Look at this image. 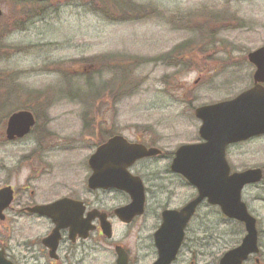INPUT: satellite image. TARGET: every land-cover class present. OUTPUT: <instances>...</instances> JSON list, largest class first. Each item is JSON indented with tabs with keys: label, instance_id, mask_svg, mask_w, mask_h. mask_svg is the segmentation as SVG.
Returning <instances> with one entry per match:
<instances>
[{
	"label": "rangeland",
	"instance_id": "obj_1",
	"mask_svg": "<svg viewBox=\"0 0 264 264\" xmlns=\"http://www.w3.org/2000/svg\"><path fill=\"white\" fill-rule=\"evenodd\" d=\"M125 2L135 10L127 7L130 12L119 16L110 9L113 19L92 8L95 0H54L34 4L35 9L29 5V12L14 6L16 30L0 39V189L11 186L16 191L15 210L83 195L90 176L87 162L101 140L97 122L104 134L154 144L165 157L146 160L138 168L151 191L139 264H153L150 236L163 207L168 203V208L179 209L196 195L169 173V156L200 141L196 108L233 99L253 86L255 68L247 55L264 46V0ZM178 48L181 56L167 59ZM106 89L115 96L92 107L91 100ZM25 106L37 120L33 133L6 142L9 116ZM227 159L233 171L264 169V137L229 147ZM163 187L173 190V196ZM243 201L258 219L264 264V180L247 187ZM5 215L0 245L12 236L24 240L15 227L28 230L35 223L10 211ZM46 224L39 221L37 233ZM133 228L115 223L114 240L136 256L139 243ZM244 236L242 225L204 204L173 264H218ZM113 243L107 255L99 254L89 264H114ZM247 264H255L254 259Z\"/></svg>",
	"mask_w": 264,
	"mask_h": 264
},
{
	"label": "water",
	"instance_id": "obj_2",
	"mask_svg": "<svg viewBox=\"0 0 264 264\" xmlns=\"http://www.w3.org/2000/svg\"><path fill=\"white\" fill-rule=\"evenodd\" d=\"M1 15L0 11V17ZM248 61L256 68L253 87L232 100L197 108L195 117L201 121L199 136L203 142L181 146L175 153L171 171L183 176L197 190V197L180 211L168 210L163 213V223L155 234L158 259L154 264H173L176 261L185 238V230L204 201L219 207L228 219L244 224L246 230L241 245L225 253L219 264H243L251 255L259 253L256 220L242 201V193L246 186L260 183L263 172L261 169H250L231 173L226 159L229 146L264 136V47L250 53ZM35 123L31 112L19 111L12 114L6 125L7 139L12 141L25 137ZM160 154L158 149H148L144 145L130 143L121 136H115L101 145L89 159V167L93 171L89 187L104 190L113 188L127 193L131 204L117 210L116 214L121 221L130 222L143 214L145 195L141 179L132 176L128 169L140 159ZM13 198L14 191L11 187L0 189L1 220ZM77 205L72 200L63 199L27 211L55 221L58 212L65 210L61 217H66L67 210L80 206ZM56 225L57 232L69 227V224ZM107 235L110 237V234ZM117 253L118 264H127L124 250L117 248ZM5 264L10 263L5 261Z\"/></svg>",
	"mask_w": 264,
	"mask_h": 264
},
{
	"label": "flooded vegetation",
	"instance_id": "obj_3",
	"mask_svg": "<svg viewBox=\"0 0 264 264\" xmlns=\"http://www.w3.org/2000/svg\"><path fill=\"white\" fill-rule=\"evenodd\" d=\"M49 1L54 0H48L46 2ZM42 3L21 0H0V10L2 12L0 24L4 25V27L1 28L0 39L3 40L7 38V31L14 24V6L19 5L21 8H24L23 12H29V10L26 9L29 5H39ZM162 154L163 155H161L160 158L165 157L164 153ZM144 161L145 159L138 161L131 168V173L140 177L145 186L146 203L144 214L142 216L134 218L130 223L121 222L117 216H115V212L119 207L125 206L130 202L129 196L122 191L116 190H91L87 187V185V190L84 191L83 195L79 197H63L78 202V205L80 206L77 205L78 208L76 209L74 206L68 209V215L66 217H61V213H64L65 210L57 213L58 216L56 217L55 222L60 224H69V228L61 229L58 232L56 231V225L51 219L34 213L31 214L27 211V209H30L38 204L26 205L20 210L11 208L8 211L13 212V216H19L21 219H24L23 221L35 224L26 226V228L28 227V230L24 229L23 226L15 227L14 225H9V230H11V228L12 230L15 228L19 229L23 233L21 238L24 236L25 239L15 240L12 236L6 244H1L0 264H5L4 260L10 264H89L92 259L97 257L99 254L107 255L109 245L113 242L115 256L114 264H118L119 260L117 248H122L124 250L125 255L127 256V264H139L141 250L144 247V245L141 244L143 239L142 233L145 229L146 219H148V211L150 212L149 198L151 194V191L149 190L150 188L146 185V182H148L146 177H144L141 173H138V168ZM172 175L175 176L174 174ZM162 191L167 193L169 197H172L174 194V191L168 189V187H163ZM156 192L158 194V191ZM31 194L33 197L34 193ZM14 195L15 197L12 206L19 200L16 199V192ZM110 195H113V197H110ZM61 199L62 198H60V200ZM110 203L114 208L109 206ZM39 205H46V203ZM167 209H170L168 208V203H166L163 207L159 217L156 216V218L158 217L157 219L159 224L155 227L150 236L152 239V249L154 250L156 258L157 250L155 248V234L163 222L162 214ZM9 215L8 217H10ZM6 219L7 216L2 222L6 221ZM142 219V224H140ZM39 221L46 222L47 227L44 228L42 232L40 231L41 233L38 232V234L36 230H38L37 224ZM118 222L128 228L134 227L133 229L135 230L137 239L136 243H139L137 246L138 254H136V256H133L131 250L127 248L126 245L121 244L120 241L117 242L114 240V226L115 223ZM28 232H33L38 234V236H28ZM107 233L110 234V237ZM254 262L255 264H261L260 259H254Z\"/></svg>",
	"mask_w": 264,
	"mask_h": 264
},
{
	"label": "trees",
	"instance_id": "obj_4",
	"mask_svg": "<svg viewBox=\"0 0 264 264\" xmlns=\"http://www.w3.org/2000/svg\"><path fill=\"white\" fill-rule=\"evenodd\" d=\"M95 1H97L98 3H94V7L92 6V8L95 10V11H97L99 14H101V15H103L105 18H107V19H113V18H111L110 16H112V11H109V12H107L108 10H114V11H116V12H118V14H119V16H123L124 15V12H126V14H128L130 11H128V10H126L127 9V7H129L130 9H132V10H135L134 8H133V6H129L126 2H125V0H108V5H107V3L104 1V0H95ZM36 5V4H35ZM105 6H109V9H107V8H105ZM32 7V9L34 8L35 9V7H34V5H32L31 6ZM30 11V10H29ZM130 15V14H129ZM139 15V14H138ZM128 17V16H127ZM14 25V24H13ZM16 30V28L15 27H11L8 31H7V35H10L11 34V32L13 31V30ZM1 28H0V38H1ZM182 51V48H178V49H175L172 53V55L171 56H167L168 58L167 59H169V60H172V59H174L175 58V54L176 53H178V54H176V56H181V52ZM166 58V57H165ZM118 73H120V72H118ZM130 74H131V72H130ZM121 77H122V79H121V81L122 80H124L125 78L123 77V73H122V75H121ZM126 80H127V85L130 83V81H129V76L126 78ZM137 86H139V84L137 85ZM108 89H106L104 92H98L97 94H96V97L93 99V100H91V106L93 107L94 105H96L97 103H100L101 101H102V99L104 100V99H108V98H111V97H114L115 95L112 93V90L111 89H109L108 91H107ZM109 93H110V96H109ZM102 98V99H101ZM23 110V109H22ZM24 110H27V111H31L32 109L29 107H27V106H25L24 107ZM95 123H96V120H95ZM102 123V122H101ZM95 127H96V129H95ZM95 127H94V129H95V132L97 133H100L101 134V140H99V143L96 145V146H98V145H100V144H102V143H104L106 140H108L110 137H112V136H114V135H116V134H114L113 132H107V134H104V128H103V126L100 124V123H98L97 122V124H95ZM94 129L93 128H91V129H89L93 134H95V132H94ZM154 145V144H153ZM152 145V146H153Z\"/></svg>",
	"mask_w": 264,
	"mask_h": 264
},
{
	"label": "bare ground",
	"instance_id": "obj_5",
	"mask_svg": "<svg viewBox=\"0 0 264 264\" xmlns=\"http://www.w3.org/2000/svg\"><path fill=\"white\" fill-rule=\"evenodd\" d=\"M34 129H35V127L32 128L31 131H30V133L27 134L25 137L20 138V139L17 138V139L12 140V141H10V140L7 139V137H6V133L4 132V139H5L6 142H9V143H14V142H17V141H21V140L25 139L26 137H29V136L33 133Z\"/></svg>",
	"mask_w": 264,
	"mask_h": 264
}]
</instances>
